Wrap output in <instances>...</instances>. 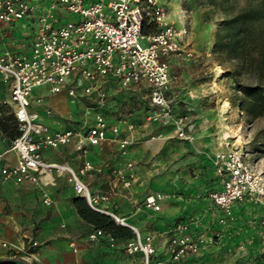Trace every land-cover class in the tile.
I'll list each match as a JSON object with an SVG mask.
<instances>
[{
	"label": "built area",
	"instance_id": "obj_1",
	"mask_svg": "<svg viewBox=\"0 0 264 264\" xmlns=\"http://www.w3.org/2000/svg\"><path fill=\"white\" fill-rule=\"evenodd\" d=\"M164 0H0V21H25L27 47L4 49L0 53V77L10 93L18 134L11 150L16 154L14 164L4 163L0 152V175L16 183L25 180L39 183L44 174L67 173L76 194L84 197L95 210L111 215L118 224L134 231V236L117 239L102 228L93 227L88 239L107 238L110 246L119 245L128 254H141L142 264L180 263L186 256L197 254L202 239L190 229V222H178L177 230L167 245L168 257L160 256L154 235H141L140 228L113 210L101 206L115 191H93L83 174L95 169L90 160L76 169L67 162L51 161L43 156L46 148L74 143L84 150L109 137L118 142L122 154L137 140L136 125L128 123V134L122 135L118 124H111L102 113L82 129L73 127L53 130L37 119L31 110L33 102L43 104L44 97H34V90L49 87L53 93L66 92L76 98H93L104 106L107 90L97 80L113 79L123 87L146 82L154 105L163 107L164 116L173 117L175 99L169 95L172 78L171 59H191L195 50L189 40L188 28H178L169 19ZM145 26L153 29L144 32ZM51 113V109H47ZM174 118V117H173ZM179 135L184 130L179 128ZM212 162L221 187L209 194L222 211L221 221L233 219L234 204L249 199L264 207V184L245 154L236 148L215 151ZM135 162H126L118 171L125 188L132 186ZM101 171V168H97ZM165 191L145 198L143 205L153 211L161 208L167 197ZM49 203L48 197L44 200ZM264 232V217L260 221ZM121 242V243H119ZM77 250L75 242L71 243Z\"/></svg>",
	"mask_w": 264,
	"mask_h": 264
},
{
	"label": "crops",
	"instance_id": "obj_2",
	"mask_svg": "<svg viewBox=\"0 0 264 264\" xmlns=\"http://www.w3.org/2000/svg\"><path fill=\"white\" fill-rule=\"evenodd\" d=\"M172 15L175 19H172L170 12L169 19L177 22L175 24L178 28H189V21L194 22L177 7ZM25 25L22 20L12 23L0 21V53L7 48L16 51L27 47ZM208 39L195 36L192 42L194 58L171 59L169 95L172 96L174 92L172 97L176 99V104L188 103L190 98L187 95L188 87L185 85L188 77L185 62L197 65L212 56L215 41ZM206 43L210 45L205 47ZM178 64L180 69H176ZM96 84L104 86L107 90V101L102 107L90 97L76 98L66 92L53 93L49 87H40L34 90V97L41 95L44 102H33L31 110L37 114V119L53 130L69 127L82 129L92 122L97 113H102L109 123L119 125L123 136L128 134V123L133 122L136 125L137 140L128 146L125 154L121 153L118 142L109 134L101 143L89 145L84 150H78L74 143H69L57 148H46L43 150V156L51 161L67 162L76 169L81 168L85 160H90L95 169L84 173L83 179L91 189L115 190L110 199L102 203L103 206L126 217L129 222L137 225L144 235H154L158 254L165 258L168 257V241L177 230L178 222H190V229L202 241L218 229L225 228V224L220 223L222 211L209 196L212 190L221 187V178L217 175L211 158L212 153L217 150L207 152L204 148L193 146L187 150L182 141L173 138L171 134L149 135L150 123L149 119H145L144 110L128 112L129 109L139 107L143 98L149 97L150 88L146 82L123 87L113 79H99ZM205 86L213 89V81L206 84L202 81L201 84L193 86V89L205 91ZM0 103L12 107L9 90L1 77ZM227 103L226 101L225 104ZM48 108L51 113L47 112ZM177 119L179 118H176V121ZM224 132L223 130L222 136L225 138ZM5 141L6 137H0L3 162L14 164L17 160L16 154L11 150V144L6 145ZM129 160L135 162L136 175L132 186L125 188L119 179L118 171L125 169ZM97 168H101V171ZM157 191L168 193L161 202V208L157 211L145 208V198ZM77 196L79 195L73 190L67 173L44 174L39 183L29 180L16 183L0 175V240L9 238L16 241L18 236L27 237L29 234L36 240L45 239L50 244L40 251L45 264H113L117 262L115 259L120 254H128L120 245L110 246L107 238L98 241L88 239V232L94 226L76 210L73 198ZM46 197L49 198V203L44 201ZM247 204L236 203L232 210L234 218L231 223L239 224L244 228V232L254 231L255 227L247 220H238L239 217L246 216L247 210L244 206L248 207ZM225 221L228 222V219ZM260 230L261 228L254 231L256 238ZM72 242H75L77 250H74ZM201 247L203 254L196 259L199 262L211 257L208 251L215 245L202 243ZM46 255H50V258ZM136 255L138 254L132 256ZM35 259L38 263V250L35 252Z\"/></svg>",
	"mask_w": 264,
	"mask_h": 264
},
{
	"label": "rangeland",
	"instance_id": "obj_3",
	"mask_svg": "<svg viewBox=\"0 0 264 264\" xmlns=\"http://www.w3.org/2000/svg\"><path fill=\"white\" fill-rule=\"evenodd\" d=\"M164 1L168 6L172 19H175L172 13L177 7L188 16L189 20L194 21L191 23L189 21L188 25V37L191 43L196 35L201 39L209 38V41L212 39L215 41L217 26L222 18L219 3H213L212 0ZM240 1L241 3L244 2V0ZM175 23L177 24V22ZM209 45L210 43H206L205 47ZM211 53L210 59L200 61L197 65L185 62L188 75L185 85L188 87L187 95L190 98L188 103L180 102L179 104H176L175 99V105L172 108L174 118L167 119V116H164V108L154 105L150 95L143 98L139 107L129 109L128 112L136 113L141 112L143 109L145 119L147 121L149 119L150 123L149 135L158 133L171 134L173 138L180 139L187 150H189L190 146H193V148H204L207 152L227 148L241 150L254 166L257 176L264 184V137L262 136L264 116L249 119L245 116L242 107L231 101L233 81L231 77L225 76V69L217 60L215 49ZM180 68L181 66L178 64L176 69ZM202 81L204 84L208 81H213V89H208L209 87L206 86L205 91L193 89L197 83L201 84ZM173 95L174 92L172 93ZM226 101L228 102L227 105L225 104ZM182 116L183 120L180 121ZM176 118L179 119L176 121ZM180 127L184 130V136L178 134ZM223 130L230 132L226 134L225 138L222 136ZM5 144H11L8 138H6ZM240 202L248 203V207L244 206L247 210V212L245 211L246 216H241L238 220H247L249 224L255 225L254 231L256 232L260 229V221L264 217L262 203L249 199ZM232 221L233 219H228V222L220 220V223L225 224V228L218 229L213 235L211 234L206 238L207 240L204 238L200 244L199 252L189 256L193 257V259H188L189 257L186 256L180 263L169 261V264H264L263 230L259 231L256 238L253 235L254 231L244 232L243 227L239 224L231 223ZM141 235H144L142 230ZM1 239L0 258L18 257L28 260L32 264H45L40 254L44 246L50 245L45 239L40 240L38 238L36 240L35 237H32V234L27 237L18 236L16 241H11L9 238ZM202 243H209L215 245V247H209L210 258L199 262L196 259L203 254L201 253ZM36 250H38V263H36L35 259ZM46 257L50 258V255H46ZM194 257L196 258L194 259ZM191 260L192 262L189 263L188 261ZM115 261L117 262L113 264H142L143 256L138 254L134 257L122 253Z\"/></svg>",
	"mask_w": 264,
	"mask_h": 264
},
{
	"label": "trees",
	"instance_id": "obj_4",
	"mask_svg": "<svg viewBox=\"0 0 264 264\" xmlns=\"http://www.w3.org/2000/svg\"><path fill=\"white\" fill-rule=\"evenodd\" d=\"M219 3L222 18L215 33V55L233 81L231 101L242 107L249 119L264 116V0H212ZM153 29L145 26L144 32ZM18 134L13 109L0 103V137L12 140ZM264 137V130L262 133ZM73 204L86 221L117 239L133 236L134 231L105 213L92 208L82 196ZM13 264V263H2Z\"/></svg>",
	"mask_w": 264,
	"mask_h": 264
},
{
	"label": "water",
	"instance_id": "obj_5",
	"mask_svg": "<svg viewBox=\"0 0 264 264\" xmlns=\"http://www.w3.org/2000/svg\"><path fill=\"white\" fill-rule=\"evenodd\" d=\"M2 263L32 264L28 260L18 258V257L0 258V264H2Z\"/></svg>",
	"mask_w": 264,
	"mask_h": 264
},
{
	"label": "bare ground",
	"instance_id": "obj_6",
	"mask_svg": "<svg viewBox=\"0 0 264 264\" xmlns=\"http://www.w3.org/2000/svg\"><path fill=\"white\" fill-rule=\"evenodd\" d=\"M228 107H229V105H228ZM229 133H230L229 131H226V132H225V137H226V134H229Z\"/></svg>",
	"mask_w": 264,
	"mask_h": 264
}]
</instances>
